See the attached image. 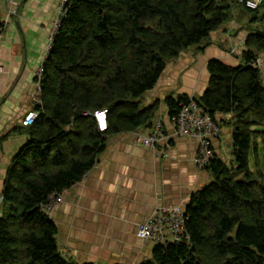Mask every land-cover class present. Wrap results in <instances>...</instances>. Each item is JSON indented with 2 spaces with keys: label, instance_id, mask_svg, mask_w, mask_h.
<instances>
[{
  "label": "trees",
  "instance_id": "16d2710c",
  "mask_svg": "<svg viewBox=\"0 0 264 264\" xmlns=\"http://www.w3.org/2000/svg\"><path fill=\"white\" fill-rule=\"evenodd\" d=\"M237 10L248 32L241 62L210 60L209 85L192 97L214 117L231 114V158L215 156L206 167L213 180L191 196L189 241L157 244L141 264H264V77L253 64L264 52V0L255 9L232 0H71L44 62V112L18 128L28 139L4 179L0 264H95L62 254L44 205L94 167L109 136L152 125L160 101L144 97L167 65L189 48L204 52ZM190 98L168 95L170 116ZM101 108L106 131L86 114Z\"/></svg>",
  "mask_w": 264,
  "mask_h": 264
},
{
  "label": "crops",
  "instance_id": "0c3cea01",
  "mask_svg": "<svg viewBox=\"0 0 264 264\" xmlns=\"http://www.w3.org/2000/svg\"><path fill=\"white\" fill-rule=\"evenodd\" d=\"M12 1L0 0V18L9 19L0 40V191L12 157L28 139L18 128L33 107L35 71L45 56L60 3ZM11 9L17 12L8 17ZM241 27L240 22L222 26L204 52L187 49L167 65L156 87L146 94L145 104L160 101L157 117L164 119L169 131L172 124L165 98L171 94L202 96L209 85L208 64L212 59L239 64L248 35ZM258 55L264 56V52ZM216 117L221 122L222 137L213 140L212 146L217 156L229 160L233 131L227 120L231 114L219 113ZM147 130L109 136L94 167L61 192L62 200L50 217L58 226V245L67 259L141 264L152 257L155 245L137 235L138 225L161 206L179 205L186 210L191 196L213 180L210 170L194 162L198 150L195 138L175 137L166 154L157 155L156 150L136 139L137 132Z\"/></svg>",
  "mask_w": 264,
  "mask_h": 264
},
{
  "label": "built area",
  "instance_id": "2783aa9c",
  "mask_svg": "<svg viewBox=\"0 0 264 264\" xmlns=\"http://www.w3.org/2000/svg\"><path fill=\"white\" fill-rule=\"evenodd\" d=\"M71 0H60L57 13L52 20V29L50 31L49 45L45 56L35 71L34 88L31 92L32 109L29 110L22 119L23 126L32 125L38 117L44 112L43 98V80L45 65L44 62L51 52L52 43L58 31L62 26ZM243 4L249 8L255 9L259 6L261 0H232ZM12 4V0H9ZM16 9L9 11L10 17L16 14ZM9 19L0 18V40L3 37ZM253 64L264 73V56L258 55ZM2 67H0L1 70ZM87 115H93L98 123L100 131H106L109 128L108 109L101 108L96 111H88ZM172 131L166 128L164 119L158 116L154 119L152 125L143 133H136V139L141 144L156 150L157 155H164L175 137L188 136L198 141L197 154L194 157L196 165L206 168L211 160L217 156L213 146V140H219L222 137V126L217 117H214L198 104L197 100L190 98L186 103H182L180 110L171 117ZM231 158V155H230ZM87 174V173H86ZM85 174V175H86ZM62 200L61 192L51 195L48 203L44 205L45 211L50 215L53 208ZM5 196L0 191V220L3 217V204ZM137 235L145 240H150L154 245H169L189 241L190 233L186 228V213L181 206H161L156 208L152 216L138 225Z\"/></svg>",
  "mask_w": 264,
  "mask_h": 264
},
{
  "label": "rangeland",
  "instance_id": "374dc122",
  "mask_svg": "<svg viewBox=\"0 0 264 264\" xmlns=\"http://www.w3.org/2000/svg\"><path fill=\"white\" fill-rule=\"evenodd\" d=\"M237 12H238V10H237ZM246 21V20H245ZM245 21H242V17L240 16V14L238 13V15H237V20L236 21H233V23L234 22H240V24H245ZM244 45H245V43H244ZM228 129H229V126H227L225 129H224V134L226 135V132L228 131ZM227 139H228V136L226 137Z\"/></svg>",
  "mask_w": 264,
  "mask_h": 264
}]
</instances>
